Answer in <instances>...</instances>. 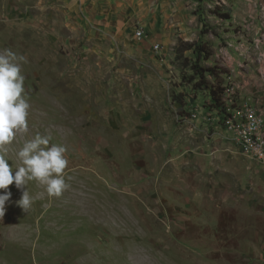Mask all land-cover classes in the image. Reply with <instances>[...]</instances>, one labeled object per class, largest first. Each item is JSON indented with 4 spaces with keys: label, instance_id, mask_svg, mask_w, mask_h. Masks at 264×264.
<instances>
[{
    "label": "rangeland",
    "instance_id": "rangeland-1",
    "mask_svg": "<svg viewBox=\"0 0 264 264\" xmlns=\"http://www.w3.org/2000/svg\"><path fill=\"white\" fill-rule=\"evenodd\" d=\"M187 1L156 50L134 36H154L142 19L115 31L69 0H0V51L25 57L30 104L9 163L48 135L69 185L60 197L9 186L0 264H264V161L239 152L204 85L222 99L232 85L264 115V0Z\"/></svg>",
    "mask_w": 264,
    "mask_h": 264
},
{
    "label": "clouds",
    "instance_id": "clouds-1",
    "mask_svg": "<svg viewBox=\"0 0 264 264\" xmlns=\"http://www.w3.org/2000/svg\"><path fill=\"white\" fill-rule=\"evenodd\" d=\"M25 57L10 49L0 51V216L4 215L5 204L12 193L9 186L15 184L23 189L30 181L44 186L49 197H60L69 187L65 180L68 160L66 148L62 144L51 143V137L37 133L26 140L15 153L21 162L19 166L10 165L7 145L11 144L17 133L28 129V110L30 104L24 89V76L21 63ZM34 197L23 191L17 204L28 211Z\"/></svg>",
    "mask_w": 264,
    "mask_h": 264
},
{
    "label": "crops",
    "instance_id": "crops-1",
    "mask_svg": "<svg viewBox=\"0 0 264 264\" xmlns=\"http://www.w3.org/2000/svg\"><path fill=\"white\" fill-rule=\"evenodd\" d=\"M69 2L74 8V4L78 3L84 17H89V20L90 18L94 19L95 27H108L115 31H121L128 21L142 19L149 28L153 26L152 33L154 35L152 36L146 30L150 35L144 41L147 43L158 42L160 45L167 43L170 40L169 37L174 33L171 28L167 27V18L170 22L184 25L183 20L190 14L188 13L187 0H69ZM179 20H182L181 24ZM181 29L183 28L181 27ZM184 40L187 39L184 37ZM215 114L218 115L216 112Z\"/></svg>",
    "mask_w": 264,
    "mask_h": 264
},
{
    "label": "built area",
    "instance_id": "built-area-1",
    "mask_svg": "<svg viewBox=\"0 0 264 264\" xmlns=\"http://www.w3.org/2000/svg\"><path fill=\"white\" fill-rule=\"evenodd\" d=\"M137 40H143L147 33L140 26L134 29ZM154 49L161 48L155 43ZM232 85L223 89L222 107L224 114L221 116L222 126L232 133L239 152L250 159L264 161V119L262 111L244 101H235L232 97ZM196 117V116H194Z\"/></svg>",
    "mask_w": 264,
    "mask_h": 264
},
{
    "label": "trees",
    "instance_id": "trees-1",
    "mask_svg": "<svg viewBox=\"0 0 264 264\" xmlns=\"http://www.w3.org/2000/svg\"><path fill=\"white\" fill-rule=\"evenodd\" d=\"M183 46H185V50H192L193 53L196 55V58H199V54L194 51L193 46H195L192 42H181ZM207 53L204 54V58L206 59ZM193 66V65H192ZM209 73L210 69L207 68H198L196 73L199 76L200 80L204 79L205 73ZM205 89H208L209 95L211 98V102L214 105V109L216 110L217 114L219 116H222L224 114V109L222 107V88H215L210 86L209 84L205 83Z\"/></svg>",
    "mask_w": 264,
    "mask_h": 264
}]
</instances>
